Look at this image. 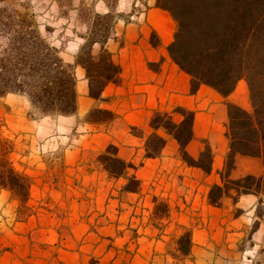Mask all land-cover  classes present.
<instances>
[{"label":"crops","instance_id":"0c3cea01","mask_svg":"<svg viewBox=\"0 0 264 264\" xmlns=\"http://www.w3.org/2000/svg\"><path fill=\"white\" fill-rule=\"evenodd\" d=\"M35 1H30L28 10L35 16L41 34L60 51L63 60L73 66L77 90L76 114L39 116L70 121L73 124L69 129L82 128L86 133L80 136L77 146L64 149L62 163L65 167L81 168L89 162L85 159L87 151L101 153L113 145L119 157L135 166L129 174L141 182L139 192L121 191L126 180L111 177L96 162L98 174L110 184L103 196V208L100 214L96 213L104 216L102 224L94 226L91 219L79 218L65 237L67 244L81 255L96 257L101 264L115 255L131 260V264H168L177 255L185 256L178 241L189 229L191 247L186 256L196 262L231 263L246 253V243L258 250V257L264 260V212L259 213L264 206L261 195L243 194L236 202L224 198L219 206L212 205L208 198L212 185H222L220 172L229 151L225 136L226 102L248 110L246 101L238 100L234 93L225 99L207 86L191 93L190 77L177 67L167 52L175 30L170 15L156 7V0H92L89 3L80 0L77 4L48 0L42 2V7L35 5ZM85 5L91 10L89 20L82 17ZM95 20L101 21L96 29L106 41L96 42L92 53L96 55L103 48L108 50L121 68L120 83H109L100 103V107L113 111L116 117L101 124L85 119L95 101L89 96L86 71L76 62L80 48L94 34ZM153 32L158 45L152 44ZM177 107L195 112V138L186 149L197 159L204 149L201 140L209 142L214 155L209 174L183 162L177 142L161 130L158 133L167 141L161 155L145 157V141L153 132L150 126L153 112L172 113L179 122L182 116L173 113ZM17 119L34 126L35 121L23 115ZM133 128H137V134ZM246 175L263 177L264 185L263 160L236 155L230 177L238 179ZM96 196L98 200L101 195ZM160 200L165 204L163 215L157 214Z\"/></svg>","mask_w":264,"mask_h":264},{"label":"trees","instance_id":"16d2710c","mask_svg":"<svg viewBox=\"0 0 264 264\" xmlns=\"http://www.w3.org/2000/svg\"><path fill=\"white\" fill-rule=\"evenodd\" d=\"M155 5L166 11L175 23L167 52L177 67L190 77L192 94L201 86H207L226 99L241 81L248 88L251 110L226 102L225 136L229 151L220 172L222 185L211 186L209 202L219 206L224 198L236 202L243 194L261 195L263 177L246 175L232 179L230 174L238 154L261 158L264 163V0H156ZM105 41L106 37L93 34L80 48L76 59L86 71L89 96L95 101L86 116V121L93 124L116 117L113 111L100 107V103L104 100L105 87L109 83H120L121 68L108 50L103 48L96 55L92 53L96 42ZM152 44H159L154 32ZM10 94L27 97L41 116H71L77 112L73 66L67 64L60 51L41 34L28 6L16 0L0 7V98ZM173 113L181 115L182 120L175 121L169 112H153L150 120L153 132L145 141V157L161 155L167 142L158 133L161 130L177 142L183 162L209 174L214 157L209 142L201 140L204 149L197 159L186 149L195 138V112L177 107ZM132 130L138 133L137 128ZM98 162L111 177L126 180L123 191H140L141 182L129 174L135 166L119 157L115 146L109 145L99 154ZM0 188L9 190L21 202L29 199V178L1 156ZM180 242L181 250L188 253L190 233Z\"/></svg>","mask_w":264,"mask_h":264},{"label":"rangeland","instance_id":"374dc122","mask_svg":"<svg viewBox=\"0 0 264 264\" xmlns=\"http://www.w3.org/2000/svg\"><path fill=\"white\" fill-rule=\"evenodd\" d=\"M10 1L0 2V7ZM16 1L29 6L31 0ZM43 1L48 2L36 0L35 5L42 7ZM58 1L65 4L80 2ZM83 1L89 3L92 0ZM18 8L23 9L19 5ZM82 11L83 19L89 20L92 17L91 10L86 5ZM100 23L101 21H94V34L98 36L101 32L96 28ZM2 42L5 45L6 40L3 39ZM234 96L240 101L245 100L248 110H251L248 88L244 81L238 84ZM20 115L29 121L34 120V126L27 125L26 122L20 123L17 119ZM71 124L73 123L70 121L41 118L27 99L20 95L10 94L0 98V156L9 160L30 181V194L26 202H21L9 190L0 188V264H101L96 257L81 255L65 240L79 218L91 219L94 226L102 224L104 216H97L96 213L100 214L103 196L110 186L97 172L96 162L103 152L87 151L85 159L89 160L88 163H93H87L81 168L65 167L62 163L64 149L77 146L80 136L86 135L82 128L69 129ZM114 190L117 191L115 188ZM97 193L101 195L98 200ZM261 201L264 203V193L261 194ZM98 207L100 209L93 210ZM262 212L264 206L259 209V213ZM157 214H165L162 200L157 204ZM257 225H254L253 230ZM187 232L190 233L191 240L189 229L183 232L180 239ZM180 239L178 246L181 250ZM244 246L246 253L228 264H264V260L258 257V250L252 248L250 243ZM190 247L191 245L189 251ZM181 253L185 256L177 255L168 264H209L208 260L199 263L186 256L187 253L182 250ZM102 264H131V260L126 261L115 255ZM212 264L225 263L219 260Z\"/></svg>","mask_w":264,"mask_h":264}]
</instances>
